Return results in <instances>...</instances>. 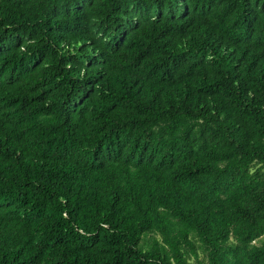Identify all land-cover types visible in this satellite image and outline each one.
Here are the masks:
<instances>
[{
  "label": "trees",
  "instance_id": "1",
  "mask_svg": "<svg viewBox=\"0 0 264 264\" xmlns=\"http://www.w3.org/2000/svg\"><path fill=\"white\" fill-rule=\"evenodd\" d=\"M0 264H264V0H0Z\"/></svg>",
  "mask_w": 264,
  "mask_h": 264
}]
</instances>
